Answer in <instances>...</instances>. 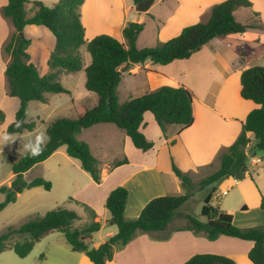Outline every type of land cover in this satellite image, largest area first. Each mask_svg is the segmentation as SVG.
Here are the masks:
<instances>
[{"label":"crops","instance_id":"obj_1","mask_svg":"<svg viewBox=\"0 0 264 264\" xmlns=\"http://www.w3.org/2000/svg\"><path fill=\"white\" fill-rule=\"evenodd\" d=\"M32 1L34 0H29L28 8H31ZM40 1L48 3L46 1L51 0ZM220 1L222 0H153L147 11H138L134 0H84L81 10L85 38L88 41L97 34L108 33L126 42L123 29L129 21H136L144 23V28L136 40L137 46L154 45L158 40H167L179 34L188 24L207 20L211 7ZM250 1L252 2L250 7H242L236 11L238 20L255 24L245 32L215 36L188 58L174 59L165 64L154 63L150 59L143 63L129 62L126 63L128 65L126 69L122 71L118 86L120 101L139 96L162 85L182 83L188 86L194 92L195 119L192 124L187 127L170 124L164 135L154 114L149 110L145 111L140 128L149 139L154 141L153 147L148 150L136 147L126 131L113 122L96 123L83 128L78 133V138L90 144L101 169L100 182H96L90 175L82 187L87 188L84 198L69 197L70 200L84 204L90 211L88 219H85L86 222L79 225V222L74 223L76 227L86 226L92 221L101 223L100 228L87 237L92 244L98 245L118 231V226L111 221V212L105 205L109 192L116 186L124 185L128 188L125 215L128 218H134L152 198L166 194H182L187 191V186L182 183L173 169L172 160L183 172L188 173L192 180H200L218 168L220 152L236 140L247 114L258 106L253 100L241 95V72L251 66L247 59L255 50L253 45L255 41L264 45V0ZM7 2L8 0H0V109L4 116L0 119V136L4 134L14 138L23 136L27 142L28 139L33 138V134L38 133L39 115L38 120H28V111H26V120L36 123L32 130L7 132V126L15 119L16 110L20 105V99L17 96L7 93L5 70L10 56L4 52V45L15 30L12 21L1 12L2 6ZM23 32L31 37H40V50L47 61L56 43L54 34L45 25L36 23L26 24ZM244 45H252L251 51H247L246 59L242 58L239 51V47ZM83 46L87 47V43L80 47L84 58ZM85 56L86 61L84 60L82 69L75 72L63 70L64 75L80 74L81 81L85 83V67L91 62V55L86 53ZM50 70L49 67L44 72L40 70L39 72L47 74ZM64 75L60 74L59 78ZM68 89L70 91V88ZM52 93L56 92H47L48 99L47 101L39 100L41 104L48 103ZM83 96L85 99L72 98L76 111L75 116L71 117H76L83 108H90L98 101V95L94 91L87 89L83 91ZM31 101L33 100H30L28 105ZM12 105L13 111L5 109V107L11 108ZM40 121L47 128L50 118L48 120L43 118ZM174 137L176 142L170 146L168 140ZM10 143V141L0 143V154L10 155ZM24 154L25 151L22 156ZM59 155L76 163V157L70 156L66 145L63 144L48 158L25 171L24 179L30 181L41 175L52 179L43 169V172H35L29 178L27 176L40 165L55 166V169L59 171L58 178H63L65 183L71 185L73 180L58 166ZM125 158L126 162L115 164ZM78 161L81 166L79 159ZM10 165L11 168L5 180H0V186L3 183L11 185L15 178L12 162ZM245 173L242 179L232 175L225 177L214 192L211 203L232 213L234 223L240 227L264 225V209L261 208L262 197L264 198V167ZM42 187L38 185L24 188L17 194L16 200L9 205L17 202L23 194L41 191ZM0 193L2 195L0 201H3L6 192L0 190ZM225 195L230 198H223ZM254 197L257 213L250 214L248 201L249 198ZM214 198L225 200L215 203ZM92 209L95 215L92 214ZM79 215L80 217L76 220L81 221L82 215ZM196 217L202 221L207 219L198 214ZM188 224H190L189 214L185 217L176 210L165 229L138 230L128 243L115 244L114 256L107 263L183 264L196 253L212 252L228 255L237 264H253L248 256L254 245L253 240L225 234L210 239L204 230L182 228ZM58 232L51 230L35 243L40 245L47 238L51 240L49 248L41 254V259L36 262L34 259L31 264H94L84 251L74 250L67 239L64 241ZM95 238L97 240L94 242ZM11 250L13 249L7 248L0 252V258L7 257L3 260L10 261L9 264L13 258Z\"/></svg>","mask_w":264,"mask_h":264},{"label":"trees","instance_id":"obj_2","mask_svg":"<svg viewBox=\"0 0 264 264\" xmlns=\"http://www.w3.org/2000/svg\"><path fill=\"white\" fill-rule=\"evenodd\" d=\"M140 0H134L136 4ZM8 0L2 6V14L9 18L14 27L4 45V52L10 56L5 74L7 78V93L17 96L20 105L16 110L15 119L7 126L8 133L32 130L35 121L26 120V111L30 100L47 101V92H68L69 89L61 82V71L75 72L82 69L84 61L80 50L87 43L91 62L85 67V87L96 92L97 103L79 111L76 117L60 116L48 123L46 128L49 137L42 155L31 157L27 152L17 161L12 162L15 178L10 186L3 184L0 190L6 192V197L0 201V211L17 198V192L24 188L42 185L45 189L52 188V181L43 176H36L30 181L24 179V172L48 158L56 149L65 144L70 156L81 162V167L90 173L96 182L101 181V169L98 158L91 150L90 144L78 138V133L85 127L100 122H113L123 128L132 139L134 145L142 150L153 147L154 141L141 130L145 111H151L162 129L164 135L170 124L187 127L195 119L194 92L186 85H162L139 96L120 101L118 86L122 78L120 68L129 62L143 63L150 59L154 63H168L174 59L190 57L200 50L215 36L230 33L245 32L254 27V23H244L236 17V11L242 7H250V0H222L211 7L207 20L188 24L179 34L167 39L158 40L154 45L138 47L136 40L144 28L143 22L129 21L124 29L126 42L114 35L100 33L90 40L85 38V28L82 22V4L84 0H58L49 6L40 0ZM43 24L49 28L56 38V43L49 57L51 70L41 74L37 66L29 61L27 51L30 39L23 29L26 24ZM243 59L248 57L247 51L239 47ZM241 95L258 104L242 122V129L236 140L219 154L218 168L199 180L200 186H210L204 197L201 216L205 221L189 214L190 224L182 228L204 230L210 239L220 234L236 236L254 241L248 256L253 264H264V225L240 227L233 221V214L222 210L211 203L219 183L227 176L238 179L245 177L247 170L246 150L264 151V65H251L241 72ZM0 109V119H3ZM16 121H24L22 127L15 126ZM176 137L168 140L172 146ZM126 158L115 164L126 162ZM173 162L175 173L186 186H192L191 176L183 172ZM20 185V190L14 187ZM128 188L118 185L113 188L106 199L105 205L111 212V221L118 226V231L98 245H92L87 240L97 231L100 221H92L83 227L73 223L80 215L71 209L57 207L48 210L43 215H36L20 226L9 225L0 233V252L12 248L20 257L27 256L35 243L47 232L59 230L64 233L68 243L74 250L84 251L94 264H108L114 256V246L117 243L126 244L138 230L157 231L167 227L175 211L191 196L189 191L182 194H166L152 198L146 203L140 214L134 218L125 215L128 201ZM261 208L264 209L262 197ZM92 214L95 211L92 209ZM14 235L22 238L11 242ZM183 264H237L224 254L202 252L188 258Z\"/></svg>","mask_w":264,"mask_h":264},{"label":"rangeland","instance_id":"obj_3","mask_svg":"<svg viewBox=\"0 0 264 264\" xmlns=\"http://www.w3.org/2000/svg\"><path fill=\"white\" fill-rule=\"evenodd\" d=\"M58 0H51L46 1L48 3H45L47 5H54ZM28 8V3H27ZM30 9V8H28ZM42 25V24H41ZM24 33V32H23ZM28 39H30V44L28 45L27 51L29 53V61H32L37 68L40 70V72H44L47 68L49 69V62L46 61V58L43 54V52L40 50V37H31L28 34H24ZM262 35V34H261ZM262 37V36H261ZM262 40V39H261ZM252 45H244V48L246 51H251ZM253 48L255 49L253 52H251L250 57L247 59L250 65L255 64H262L264 65V45L259 43H254ZM82 52L84 55L83 61H86V53L90 56V53L86 46H83ZM242 56V55H241ZM61 75H64L63 71L60 72ZM61 82L70 88V91L64 92V93H52L51 99L48 103L41 104L39 100H33L29 103L27 107V119L28 120H38V115L41 119L48 120L50 118V121L58 116H75L76 108L73 106L72 98H83V91H87V88L85 87V83H83L80 79V74L73 75L68 74L60 77ZM124 96V95H123ZM7 111H13V105L12 107H5ZM39 122V132H46V127L43 126ZM48 121V123L50 122ZM47 123V124H48ZM33 138L35 134L32 135ZM48 136V135H47ZM15 138H18L16 141L11 142L10 145V155L1 153L0 154V180H5L7 173L9 169L11 168V162L17 161L21 158L23 154V148L22 144L26 142L25 138L15 136ZM257 153L264 156V151L257 150ZM59 168L62 170L63 173H65L67 176H69L73 183L71 185H68L63 181V178L59 177V171L55 169V166L50 167H43L42 165L38 166L33 172H30V174L27 176L29 178L33 173L35 172H45L46 174L50 175V178L45 177L46 179H49L52 181V188L50 190L45 189L42 187L41 191L38 192H29L26 194H23L19 200L1 210L0 212V233L3 232L7 226L14 225V226H20L23 222L27 221L31 217H34L36 215H43L48 210H51L53 208L57 207H64L67 209L75 210L78 214H81V221L75 220L74 223L84 224L86 221L85 219H88V214L90 213L89 209L82 203L77 202L76 200H70L69 197H78V198H84V194L87 192V188H82L85 184L88 178L90 177L89 172L84 170L78 161L76 159V163L73 161H68L61 155L57 157ZM42 168H39L41 167ZM250 170L253 172L256 170V166L250 167ZM43 169V171H42ZM57 175V176H56ZM193 184L192 186H187V191L191 193V196L189 199L180 206L177 211L179 213L183 214L185 217L188 214H193L196 216H201V209L204 204V197L206 196L207 192L209 191L210 186H200L199 180H192ZM5 184V183H3ZM12 184V183H11ZM10 186V185H9ZM16 187V186H15ZM14 187L15 191L16 190ZM80 190V191H79ZM19 192H17L18 194ZM0 193V197H1ZM223 198H230V196H224ZM222 198V199H223ZM221 198H214L213 202L218 203L219 200H222ZM223 199V200H225ZM254 198H249V207H250V214L257 213V206ZM73 223V224H74ZM75 225V224H74ZM77 226V225H75ZM59 231V230H57ZM58 235H61L63 237L64 241H66L64 233L59 231ZM63 233V234H62ZM57 235V234H56ZM22 238V235H14L13 238H11V242L18 240ZM50 238H47L43 241V244H35L33 247V250H31V254L27 255V258L18 256L13 250H11V253L13 254V258L11 259V264H31V262L35 259L36 261H39L41 259V254L49 248V244L51 240ZM97 239H93L95 242ZM94 244V243H93ZM92 244V245H93ZM95 245V244H94ZM47 246V247H46ZM26 257V256H25ZM3 257L0 258V264H9L10 261L3 260ZM35 264V263H34Z\"/></svg>","mask_w":264,"mask_h":264},{"label":"clouds","instance_id":"obj_4","mask_svg":"<svg viewBox=\"0 0 264 264\" xmlns=\"http://www.w3.org/2000/svg\"><path fill=\"white\" fill-rule=\"evenodd\" d=\"M24 121H16L15 126L17 128L22 127ZM18 138H14L11 135L4 134L0 136V143L2 142H14ZM49 137L47 136L46 132H39L37 133L34 138H30L27 140V142H24L22 144L23 151L27 152L31 157H36L39 155H42L47 143H48Z\"/></svg>","mask_w":264,"mask_h":264},{"label":"built area","instance_id":"obj_5","mask_svg":"<svg viewBox=\"0 0 264 264\" xmlns=\"http://www.w3.org/2000/svg\"><path fill=\"white\" fill-rule=\"evenodd\" d=\"M246 161H247V170L245 172L250 171V167H264V156L258 154L257 152H251L250 150H246ZM225 192V191H224Z\"/></svg>","mask_w":264,"mask_h":264},{"label":"water","instance_id":"obj_6","mask_svg":"<svg viewBox=\"0 0 264 264\" xmlns=\"http://www.w3.org/2000/svg\"><path fill=\"white\" fill-rule=\"evenodd\" d=\"M153 0H140L138 1L136 4H135V8L136 10L138 11H147L151 4H152ZM126 66H128L127 64L123 65L120 70L121 71H124L126 69ZM16 190H19L20 189V185H17L15 187Z\"/></svg>","mask_w":264,"mask_h":264}]
</instances>
